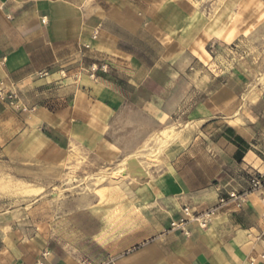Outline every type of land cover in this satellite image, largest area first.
<instances>
[{"label":"crops","instance_id":"0c3cea01","mask_svg":"<svg viewBox=\"0 0 264 264\" xmlns=\"http://www.w3.org/2000/svg\"><path fill=\"white\" fill-rule=\"evenodd\" d=\"M263 28L262 0H0V89L18 97L0 99L1 162L122 178L0 237V264H264V188L218 204L264 173V84L251 103L249 74L201 76L209 47ZM214 206L207 229L172 227Z\"/></svg>","mask_w":264,"mask_h":264},{"label":"rangeland","instance_id":"374dc122","mask_svg":"<svg viewBox=\"0 0 264 264\" xmlns=\"http://www.w3.org/2000/svg\"><path fill=\"white\" fill-rule=\"evenodd\" d=\"M249 38L241 37V40L228 46L209 47L208 73L201 76L209 78L210 74L215 77L222 72L225 76L239 69L252 77L253 88L250 87L249 91L254 90V99L251 103H257V86L264 84V28L256 29ZM191 81L197 86L203 85L202 78L196 74ZM250 92L241 99V109L248 104ZM176 127L178 129L182 125ZM159 142L162 148L163 143ZM117 169H100L92 174L82 166H75V161L65 167L51 169L17 163L4 165L0 160V237L19 232L21 237L26 238L41 230L75 208L76 196L104 199L110 188L119 186L122 178L112 180L109 175Z\"/></svg>","mask_w":264,"mask_h":264},{"label":"built area","instance_id":"2783aa9c","mask_svg":"<svg viewBox=\"0 0 264 264\" xmlns=\"http://www.w3.org/2000/svg\"><path fill=\"white\" fill-rule=\"evenodd\" d=\"M91 69H92L90 73L91 78H96L97 71L99 70H102L103 72L107 71L105 67L99 68L96 65H93ZM0 99L1 100L7 99L11 102V104H15V102H17L18 100V97L15 94H10L8 96H5L4 92L0 89ZM263 188H264V173H257L251 176L248 191L242 193L233 192L228 195L227 199L221 198L218 204L222 205L229 202H234L237 204V206L240 207L242 202L246 199L247 195L250 192L259 191ZM217 207L218 206H214L205 210L204 212L195 213V214L191 213L189 208H185L183 213L186 216V218L181 220L180 223H173L172 227L181 228L186 235H188L189 232H187L184 227L189 222L197 223L201 229H207L214 219Z\"/></svg>","mask_w":264,"mask_h":264}]
</instances>
